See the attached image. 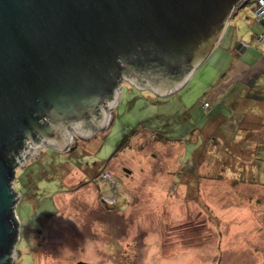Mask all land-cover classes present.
Wrapping results in <instances>:
<instances>
[{
    "label": "rangeland",
    "instance_id": "rangeland-1",
    "mask_svg": "<svg viewBox=\"0 0 264 264\" xmlns=\"http://www.w3.org/2000/svg\"><path fill=\"white\" fill-rule=\"evenodd\" d=\"M254 1L174 93L123 81L102 126L66 149L29 147L13 179L12 264H264V147L238 168L248 154L231 147L233 131L253 125L242 118L264 108L231 106L218 89L240 42L250 63L264 56ZM263 83L264 70L248 90L264 94ZM222 116L224 137L212 123Z\"/></svg>",
    "mask_w": 264,
    "mask_h": 264
},
{
    "label": "water",
    "instance_id": "water-1",
    "mask_svg": "<svg viewBox=\"0 0 264 264\" xmlns=\"http://www.w3.org/2000/svg\"><path fill=\"white\" fill-rule=\"evenodd\" d=\"M247 2L0 0V264L16 258L13 179L31 155L29 148L23 153L22 138L55 145L68 124L83 127L91 116L102 126L123 81L174 93L210 58Z\"/></svg>",
    "mask_w": 264,
    "mask_h": 264
},
{
    "label": "crops",
    "instance_id": "crops-1",
    "mask_svg": "<svg viewBox=\"0 0 264 264\" xmlns=\"http://www.w3.org/2000/svg\"><path fill=\"white\" fill-rule=\"evenodd\" d=\"M261 42H264V39L261 40ZM247 47L248 45H246L243 52H240L236 48L229 52V55L232 56V63L218 82V89L221 93L226 91L231 92L232 96L229 93V102L231 106H234L236 102H241L243 106H253L254 104H257L259 107L261 106L264 108V94L255 97L252 95L250 90H248L251 83L254 81V78H258V75L264 70V56L261 60L257 59L250 63L248 58L246 59L245 55H243L247 50ZM262 52L264 55V46L262 48ZM260 86L261 84L259 82L256 87L260 88ZM221 93L218 94V97ZM253 101H255L254 104ZM257 109L258 108L254 107V112L252 110L251 114H249L247 118H242L244 123L253 121L251 128H248V126L244 124L247 130H242V132L239 133L233 131L235 138L231 142V147H233L232 152H235L238 155L239 153L248 154V156L239 155L241 158L237 160V165H235L237 168L240 167V164L242 163H248L249 160L252 159L251 154L256 153L259 148L264 147V114L256 113ZM224 118L225 116H222L218 120V123L215 121V118L212 120L213 125L215 124L218 130L215 131L217 132L216 134H219L222 137L226 135L222 132L223 130L219 128V125L220 121L224 120Z\"/></svg>",
    "mask_w": 264,
    "mask_h": 264
},
{
    "label": "flooded vegetation",
    "instance_id": "flooded-vegetation-1",
    "mask_svg": "<svg viewBox=\"0 0 264 264\" xmlns=\"http://www.w3.org/2000/svg\"><path fill=\"white\" fill-rule=\"evenodd\" d=\"M99 113L101 114V111L99 110ZM42 120L45 121L47 120L46 116H42ZM88 120L83 127H79L73 124H68V131L64 132L63 134L60 135V141L57 144L53 145L52 143H49L47 140H43L41 137L36 136V145L38 147H47V148H58V146L60 147V144L63 143L62 147H60L61 149H66L67 145L66 142H71L72 140H74L76 137H78V135L81 134V132L87 128V127H92V128H97L96 127V119H94L93 117L89 116ZM97 130V129H96ZM70 132V133H69ZM72 133V138H71V134ZM34 146V144L32 142H29V139L26 137L22 138V146H23V153L27 154V150L29 147ZM23 154V155H24ZM107 168L104 167L102 170V176H105L107 174ZM13 263V262H12Z\"/></svg>",
    "mask_w": 264,
    "mask_h": 264
},
{
    "label": "built area",
    "instance_id": "built-area-1",
    "mask_svg": "<svg viewBox=\"0 0 264 264\" xmlns=\"http://www.w3.org/2000/svg\"><path fill=\"white\" fill-rule=\"evenodd\" d=\"M256 18L258 21H264V0H257L256 7L254 9ZM264 39V33L258 38V40ZM206 106L209 105V103H205Z\"/></svg>",
    "mask_w": 264,
    "mask_h": 264
},
{
    "label": "trees",
    "instance_id": "trees-1",
    "mask_svg": "<svg viewBox=\"0 0 264 264\" xmlns=\"http://www.w3.org/2000/svg\"><path fill=\"white\" fill-rule=\"evenodd\" d=\"M249 1V0H248ZM256 2H257V0H255L254 1V9H255V7H256ZM235 49V48H234ZM262 95V94H261ZM206 103H208V102H206ZM9 163L11 164V165H13V164H15L16 163V159H13L12 161H9ZM15 221H16V223H18V220L17 219H15ZM19 224V223H18Z\"/></svg>",
    "mask_w": 264,
    "mask_h": 264
}]
</instances>
